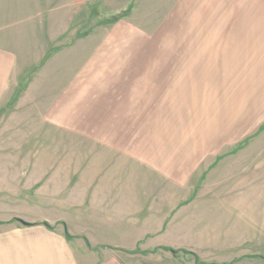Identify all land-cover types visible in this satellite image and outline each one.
Listing matches in <instances>:
<instances>
[{
  "label": "rangeland",
  "instance_id": "rangeland-1",
  "mask_svg": "<svg viewBox=\"0 0 264 264\" xmlns=\"http://www.w3.org/2000/svg\"><path fill=\"white\" fill-rule=\"evenodd\" d=\"M0 46L16 54L2 118L17 134L0 264L66 262L59 238L88 231V204L103 202L88 198L72 136L121 128L165 167L200 164L199 176L217 161L178 216L192 239L164 243L208 264H264V0H0ZM88 246L74 241L76 263Z\"/></svg>",
  "mask_w": 264,
  "mask_h": 264
},
{
  "label": "crops",
  "instance_id": "crops-1",
  "mask_svg": "<svg viewBox=\"0 0 264 264\" xmlns=\"http://www.w3.org/2000/svg\"><path fill=\"white\" fill-rule=\"evenodd\" d=\"M15 65L16 54L0 46V195L6 189V182L10 184L11 176L15 182L17 174L15 170L17 134L13 133L11 136L10 129L6 128L10 127L11 120L2 118L4 113L2 110L9 105L10 96L16 91L14 89L9 93L11 74ZM152 98L159 101L160 94L154 92ZM134 99L129 98L130 101ZM140 99L143 101V96ZM79 125L81 124L78 120L72 122L74 127ZM93 131L96 132V128ZM100 132L94 135L79 133L72 136L79 145L77 148L87 149L83 152H74V160L71 161L74 166L82 170L87 169L83 175L89 177L88 190L86 189L88 198L95 197L103 202L88 204L90 213L87 221L91 225L88 231L81 229L82 232L72 234L68 228L67 231L72 237L70 239L66 237V230L63 232V236L59 238L62 252L59 248L52 249L61 258H65L66 262L62 260L61 264H86L76 263L72 258L73 254H76L73 243L78 240L90 244L91 248L87 247L89 254L87 264H208L200 259L201 251L189 248L184 242L173 245L164 241L177 236L181 239H192V236L186 235L185 231L191 233L194 228L178 227L176 224L178 216L183 209H187L192 204L197 191L205 185L204 177L207 178L209 170L217 164V161L196 176L200 164L196 168L186 164L179 166L176 160L165 167L164 164L160 165L159 161H155L161 159L158 156L155 160L154 157L147 156L145 136L141 134L130 136L122 128L118 131L114 130L115 133L111 134L107 130L104 134ZM86 142L90 144L88 146L82 144ZM76 172L78 170L67 171L68 174H76ZM84 178L77 184H85ZM13 189L15 190V186ZM206 217H209L207 222L204 219L203 222L207 224L219 221L215 216L206 215ZM130 219L134 220V225L130 223ZM45 221L49 222L48 220L37 222L42 224ZM136 223L139 224L138 227L135 226ZM35 225L39 226L37 223ZM46 229L50 233L54 232ZM130 229L140 234L131 244L128 243L130 235L131 238L134 236L130 233ZM5 249L7 250V247ZM67 254L71 257H67ZM103 254L105 259L99 261L97 255ZM234 260L221 264H232Z\"/></svg>",
  "mask_w": 264,
  "mask_h": 264
},
{
  "label": "trees",
  "instance_id": "trees-1",
  "mask_svg": "<svg viewBox=\"0 0 264 264\" xmlns=\"http://www.w3.org/2000/svg\"><path fill=\"white\" fill-rule=\"evenodd\" d=\"M18 221H21V220H18ZM46 228H48L49 230H52L53 229V227L52 226H50L47 222H45V223H42ZM27 226H33V224H26ZM35 225V224H34ZM66 237L68 238V239H70V238H72L69 234H68V232H66Z\"/></svg>",
  "mask_w": 264,
  "mask_h": 264
},
{
  "label": "water",
  "instance_id": "water-1",
  "mask_svg": "<svg viewBox=\"0 0 264 264\" xmlns=\"http://www.w3.org/2000/svg\"><path fill=\"white\" fill-rule=\"evenodd\" d=\"M22 222V221H21ZM23 224H27V223H25V222H22Z\"/></svg>",
  "mask_w": 264,
  "mask_h": 264
}]
</instances>
